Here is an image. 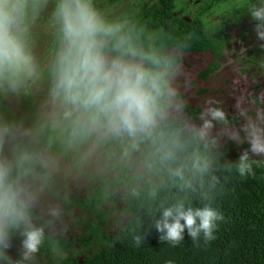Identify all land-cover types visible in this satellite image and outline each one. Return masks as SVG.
<instances>
[{
  "label": "clouds",
  "instance_id": "obj_1",
  "mask_svg": "<svg viewBox=\"0 0 264 264\" xmlns=\"http://www.w3.org/2000/svg\"><path fill=\"white\" fill-rule=\"evenodd\" d=\"M242 7L264 41V0ZM38 24L52 39L46 110L31 125L0 114V264H39L65 213L58 202L38 212L43 196L72 199L55 178L53 155L65 157L93 138L124 142L125 158L141 154L149 231L173 247L186 232L197 245L215 240L225 220L214 203L221 173L254 175L256 158H264V97L238 100L231 114L209 100L191 115L187 105L198 104L185 101L178 83L190 38L149 31L127 13L106 12L99 0H0V96L25 94L42 78L33 46ZM43 133L68 151L43 147ZM226 141L248 147L233 161L219 155ZM144 220L133 236L137 246ZM14 237L19 258L9 254Z\"/></svg>",
  "mask_w": 264,
  "mask_h": 264
},
{
  "label": "trees",
  "instance_id": "obj_2",
  "mask_svg": "<svg viewBox=\"0 0 264 264\" xmlns=\"http://www.w3.org/2000/svg\"><path fill=\"white\" fill-rule=\"evenodd\" d=\"M123 0H99V3H121ZM252 0H133L126 5L123 13L149 31H158L175 37H189V47L184 51L208 52L212 51L213 59L207 70L200 73L201 78H207L221 65L220 60L228 43L234 36L225 32L231 23H244L243 16H250L242 7ZM109 4V3H108ZM107 10L111 4L107 5ZM218 17V21H214ZM251 17V16H250ZM222 20L226 23L222 24ZM254 26L255 21H252ZM250 28L238 39H246L250 32L255 34L254 27ZM34 34H36L34 32ZM34 44V43H33ZM52 41L47 50L51 55ZM253 54L251 63H255ZM255 58V60H254ZM45 58L39 63L42 78L33 86L47 89L46 68H43ZM32 87L23 95V110L28 112L21 116L14 112L6 103V97L0 96V114L15 116L23 119L27 124H35L41 113L37 102L39 96ZM189 113L196 116L202 108L187 105ZM41 144L54 153H66L63 144L55 136L43 133ZM51 141L50 145L46 143ZM108 148V153L114 161L106 165L115 169L111 176H104L98 182L88 198L82 200L70 199L68 203H79L89 217L81 216L80 222L87 227L80 239L68 240L64 237L52 236L53 243L42 249L40 256L43 261L39 264H264V160L256 158L254 175L240 177L236 173L222 172L221 184L214 193V203L223 212L225 220L217 229L216 239L205 244H194L191 237L185 233V240L173 247L159 239V233L148 230L149 217L144 220L146 207L147 177L144 170L134 171V161L124 162L125 143L117 140H101ZM248 146L243 145V148ZM114 151V152H113ZM79 151L78 154H80ZM137 159L141 158L135 152ZM221 157L235 161L238 150L234 143L227 142L220 151ZM116 178H112V177ZM130 188V193L122 195L128 206L105 209L104 203H115L117 190ZM134 191L141 193L140 197L133 195ZM54 194L58 195L56 191ZM122 211L129 215L127 223L121 231L113 235L102 231L103 225L116 221L113 213ZM101 220V221H100ZM145 240L137 246L133 236L137 227L143 223ZM112 221V220H111ZM119 221V220H118ZM79 244L78 246H75ZM86 255L81 261L80 255Z\"/></svg>",
  "mask_w": 264,
  "mask_h": 264
},
{
  "label": "rangeland",
  "instance_id": "obj_3",
  "mask_svg": "<svg viewBox=\"0 0 264 264\" xmlns=\"http://www.w3.org/2000/svg\"><path fill=\"white\" fill-rule=\"evenodd\" d=\"M133 0H123L121 3L103 2L99 3L100 6L108 13L112 15H119L123 12L126 5L132 3ZM111 4L109 10L107 5ZM218 17H215L214 21H218ZM236 28L229 29V34L234 36L228 43V47L225 48L224 54L220 60V67L217 71L211 73L208 78L203 79L199 77V74L206 70L212 59L213 53L199 52V53H183L182 55V68L183 71L178 78V83L183 92L185 101L193 99L192 103L207 107L208 101L212 100L219 105L223 106L231 113H235L236 109L233 105L241 99H254L258 97H264V70H260V64L258 62L251 63L253 56V48L259 46L260 40L256 37V34H249L246 39H238ZM36 34H33V46L36 54L38 64L45 58V64L43 68L47 67L50 59L48 55V48L52 41L50 34L42 24H38L34 29ZM33 92L36 95L42 93V97L39 96L37 102L40 113L46 110L47 101V89L40 86H32ZM199 89L202 91L199 94ZM204 90V91H203ZM23 95L8 96L6 97V103L11 110L18 112L21 116L28 112L23 110L24 101ZM249 107H255V105H249ZM219 127V126H218ZM227 141L224 143V145ZM223 145V146H224ZM235 147L240 154L245 148L243 145L235 144ZM248 146L247 144H244ZM79 151H81L83 160L79 158ZM79 151L70 150L65 157L55 156L58 164V171L55 178L60 179V187L65 190L67 194H73L74 191L81 193L86 188L96 183V177L104 175L111 176L115 173V169L106 165V162L114 161L113 156L108 153V148L102 144L101 140L96 141L95 138L88 143L81 145ZM114 152V151H113ZM86 155V158L84 156ZM133 159V160H132ZM264 159V158H261ZM141 158L137 159L134 155L130 158H125L124 162L134 161L133 167L135 170L143 169L140 166ZM105 163V164H104ZM128 188H120L117 192L119 195L125 194ZM60 203L64 209V204L52 197L49 193H45L42 198L41 206L37 211L46 207L50 203ZM105 209L113 208L112 205L104 206ZM89 217L88 213L83 212L81 208L74 209L70 214L65 209L63 218L52 226V236L61 234V228L64 230L63 235L66 237H81L85 228V224H78L81 216ZM115 217L119 218V221L110 220L109 224H122L126 221V216L121 211L115 213ZM115 222V223H113ZM120 229V228H119ZM76 246V245H75ZM20 248L19 240L16 237L12 240V247L9 249V254L13 257L19 258L18 249ZM39 260L43 259L39 257Z\"/></svg>",
  "mask_w": 264,
  "mask_h": 264
},
{
  "label": "flooded vegetation",
  "instance_id": "obj_4",
  "mask_svg": "<svg viewBox=\"0 0 264 264\" xmlns=\"http://www.w3.org/2000/svg\"><path fill=\"white\" fill-rule=\"evenodd\" d=\"M253 1V0H252ZM243 19H244V23L243 24H240L239 22H237V23H231V24H229L228 26H227V28H226V30H225V32H227L228 34H229V29H231V28H236V32H237V36H239V37H241V35H242V33L244 34V32H246L247 30H249L250 28H252L253 29V24H252V18L250 17V16H243ZM226 23V21L225 20H222V24H225ZM252 29H251V31H252ZM249 34H251V32L249 33ZM261 43H264V41H260V44ZM260 44H258V45H260ZM256 48H253V54H255L256 55V60H255V58H254V60H255V62H258V64H260V70L262 71V70H264V48H261V47H259V46H255ZM212 52V51H211ZM188 53H191V52H188ZM193 53V52H192ZM194 53H199V52H194ZM193 53V54H194ZM252 57V56H251ZM210 75V74H209ZM134 155H136V153H134V152H131L128 156L129 157H132V156H134ZM81 160H83V156H82V153H81ZM105 164V163H104ZM134 171H135V169H134ZM136 171H138V170H136ZM104 178V175H101V176H99V178H98V180H102ZM113 179L114 178H116V177H112ZM98 182H96V183H94V184H92L91 186H89L88 188H86L85 189V191L84 192H82V191H80L81 193H78V192H76V191H74L73 192V194H72V199L73 200H75V201H77V200H82V199H85V198H88V195L93 191V189L92 188H94V186L97 184ZM118 191V190H117ZM48 193V192H47ZM130 193V188H128V191L125 193V195L127 194H129ZM50 194V193H49ZM116 194H118V192L116 193ZM52 197H55L56 199H58V200H60L58 197H56V196H54L53 194H50ZM92 195H93V193H91L90 194V197H91V200H92ZM122 195H124V194H122ZM122 195H119L118 194V197L116 198V202L115 203H111V202H106V203H104V206H107V205H112L113 206V208H111L112 210L117 206V207H121L122 205L123 206H128V204H126L125 203V201L122 199ZM61 201V200H60ZM68 201L69 200H67V201H65V200H63V201H61L63 204H64V206H65V209H66V211L68 212V214H70L74 209H78V208H81L82 210H83V212H84V208H83V206H81L79 203H74V204H72V203H68ZM103 206V207H104ZM40 211V210H39ZM38 211V212H39ZM117 211H115L114 213H113V215H114V217H115V213H116ZM122 212V211H121ZM115 219H116V221H118L119 220V218H117V217H115ZM126 219H129V215H126ZM113 220V219H112ZM101 221V220H100ZM113 223H115V222H113ZM127 223V221H125V223L124 224H122V226H120V224H102L103 225V228H102V231L104 232V233H107V234H110V235H113V233L114 234H116V233H118L119 231H121V227H123L125 224ZM78 224H85L84 222H79ZM86 227H87V224H85V228H84V231H85V229H86ZM120 228V229H119ZM61 230V234L60 235H57L56 237H64V238H66V239H68V240H73L74 238H77L78 240L80 239L79 237H76V236H73V237H66V236H64L63 235V233H64V231H70V230H64V229H60ZM83 231V232H84ZM17 238V240L19 239V237H16ZM76 246H78L79 247V244H76ZM39 257H41V256H39ZM85 257H86V255L84 254V255H80V258H81V261H83L84 259H85ZM15 258H18V256L17 257H15ZM42 259H43V257H41ZM44 260V259H43ZM42 260V261H43ZM40 262V261H39Z\"/></svg>",
  "mask_w": 264,
  "mask_h": 264
}]
</instances>
